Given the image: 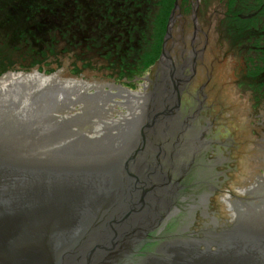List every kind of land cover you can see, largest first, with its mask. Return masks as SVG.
<instances>
[{
	"label": "water",
	"instance_id": "water-1",
	"mask_svg": "<svg viewBox=\"0 0 264 264\" xmlns=\"http://www.w3.org/2000/svg\"><path fill=\"white\" fill-rule=\"evenodd\" d=\"M178 7L175 0L160 61L167 57ZM15 59L0 66V264H264V116L251 108L256 97L195 76L187 86L189 75L180 78L183 92L207 84L211 114L199 117H209L211 134L217 126L222 130L206 138L223 143L231 136L230 151L239 160L227 184L216 191L206 187L213 195L192 211L188 231L210 242L236 223V231L206 251L184 230L155 236L180 202L174 206L158 190L167 181L156 163L163 152L149 140L144 148L141 134L148 135L144 128L151 124L163 139L167 132L174 140L180 131L181 124L172 132L165 123L154 125L171 70L151 66L139 78L119 82L105 71L73 73L68 57L25 71L17 65L29 59ZM175 144L173 153L191 145ZM188 151L178 153L176 169L189 163ZM186 180L188 190L197 189Z\"/></svg>",
	"mask_w": 264,
	"mask_h": 264
},
{
	"label": "trees",
	"instance_id": "trees-1",
	"mask_svg": "<svg viewBox=\"0 0 264 264\" xmlns=\"http://www.w3.org/2000/svg\"><path fill=\"white\" fill-rule=\"evenodd\" d=\"M174 2L0 0V38L11 51L28 44L29 54L35 57L30 58L35 60L18 64V70L38 65L46 69L68 57L73 73L105 71L116 81H132L159 58L170 10L164 13L163 8L168 3L173 9ZM219 2L225 6L237 54L245 57L246 66L252 65V70L257 66L263 72L249 86L254 92L261 90L264 97V0Z\"/></svg>",
	"mask_w": 264,
	"mask_h": 264
},
{
	"label": "flooded vegetation",
	"instance_id": "flooded-vegetation-1",
	"mask_svg": "<svg viewBox=\"0 0 264 264\" xmlns=\"http://www.w3.org/2000/svg\"><path fill=\"white\" fill-rule=\"evenodd\" d=\"M174 61L170 59L168 55L167 64L171 66V72L168 74L171 77V87L169 88L167 99L163 104L164 110L162 112H159L158 114H155V116L158 117L155 118L156 122L154 123V125L158 122L165 123V128L168 129L169 132H172L175 127H179L181 124L180 131L178 134H176L174 140L168 137L167 132L165 134V139H163L164 137L160 138L161 135H158V131L155 127H153V124H151L148 128H144L148 135H146L145 131H143L141 134V145L144 148H146L147 146L146 141L149 140L152 142V144L158 145V150L163 152V154H160V158L156 159V163H158L157 169L159 170V174H162L167 181H165V183L159 184L160 186H157V184H155L153 187L157 186L159 191L163 190L167 192L166 196H168L169 198L168 202L172 203V201H174V206L176 200L180 202V208L175 212V217L172 215L170 217L171 219L167 221L165 225L167 226V228L164 229L163 233H161V229L159 228L155 236L168 237V235L173 233L174 231L179 232L181 230H184V232H187L188 240L190 242L196 244V246L198 247H203L206 251H210V249L208 248L218 247L215 243V240L217 243H219V241H222L221 238H226L224 235L225 233L236 231V228H234L236 223L234 225H231L229 229L224 227L220 231V234H218V237H216L215 240L211 239L214 241L210 242L208 236L200 239L188 231V226L192 219L191 214L196 205L201 207L205 206L204 203L206 202V196H208L209 194L213 195V192L209 193L208 191H205L207 189L206 187H208V189L214 188V190L216 191L217 185L219 188L223 187V184H227V181H229V175L234 172L231 166L233 168H236L239 160L238 158L234 157V154L232 153L233 150L230 151V148L232 147V144L234 142L231 136L225 137L223 143H220L219 141L212 142L210 141V139L206 138L210 136L214 137L221 135V133L219 132L222 130L221 126H217L215 127L217 129L219 128V130L216 131L217 133L211 134L213 123H210L209 117H206L205 115L199 117L200 112H202L203 114L209 112V108L206 106L208 97L204 93L207 84L204 83L200 87H198L197 90L195 88V90L193 91L191 90V88L185 89V92H183V88L180 90V78H184L187 72L182 74V71H180L177 74L176 71L178 69H184L185 64L180 65L179 63H176ZM195 68L196 63L192 61L189 70L190 75L189 77H186L188 80L187 86L190 85V83L194 79V76L197 74L196 70L194 71ZM207 81L209 82V79H207ZM154 89H156L155 85ZM250 100L252 104L251 108H255L256 114L261 116L262 118V116H264V97H256L255 99ZM168 102H170L169 105H167ZM209 113L211 114V110ZM262 120L264 122L263 118ZM261 126L264 127V123L261 124ZM223 128H225V126ZM253 130L254 129L250 130V132L253 133ZM223 135H229L228 131L225 130ZM181 142L191 144L187 149H180V151L182 149L183 151L189 150L187 153L189 163L182 165L180 169H176V158L179 159L178 153L180 151L178 149L177 152L173 153L172 151H174L175 148L178 147H172L175 143V145H180ZM165 145L168 146L167 150L164 149ZM240 148L242 147H237L236 150H238L239 152L241 151ZM143 153L144 150L141 152V154ZM141 154H139V156ZM150 157L151 155L147 156L148 161L146 162V164L149 163ZM128 164L129 169L133 168L130 163ZM174 170L177 172L175 173ZM189 172H191L192 175L190 178H186V175ZM202 173L205 175L204 178L203 176L201 177ZM128 174L132 175L129 173V171ZM185 178L189 179V181H191V184L195 185L197 189H194L193 191H191L190 189L188 190V188L192 186L190 184H184L183 180H186ZM150 182L153 183V180L150 179L149 183ZM259 183L260 181L257 180L256 184L259 185ZM180 225L182 229L179 228Z\"/></svg>",
	"mask_w": 264,
	"mask_h": 264
},
{
	"label": "rangeland",
	"instance_id": "rangeland-1",
	"mask_svg": "<svg viewBox=\"0 0 264 264\" xmlns=\"http://www.w3.org/2000/svg\"><path fill=\"white\" fill-rule=\"evenodd\" d=\"M168 3L163 9L164 13L170 9V15L173 9ZM220 4L219 0H179L181 9L178 7V11L173 15L171 37L166 41L164 53L173 61L176 60L174 62L185 64V68L178 69L177 73L182 71L183 74L187 72V75H190V65L193 61L196 63L195 77L242 89L253 97H263L261 90L254 92L251 88L255 84V78L263 72L260 73L262 70L257 66L255 70H252V65L246 66L245 57L241 58L237 54L236 45L228 31V19L224 16L225 6ZM28 47L27 43H22L18 47L19 50L11 51L4 39L0 38V66L14 64L15 58H28L29 62L33 63L35 59L32 58L35 57L29 54ZM161 49L162 47L158 52L160 56ZM167 57L161 61L157 58L153 66L171 70ZM258 73L260 74L257 75Z\"/></svg>",
	"mask_w": 264,
	"mask_h": 264
}]
</instances>
